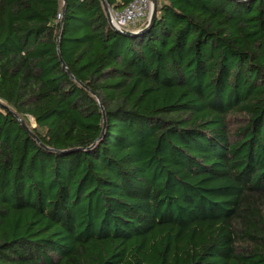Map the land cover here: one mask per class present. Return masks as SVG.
I'll return each mask as SVG.
<instances>
[{
  "label": "trees",
  "instance_id": "obj_1",
  "mask_svg": "<svg viewBox=\"0 0 264 264\" xmlns=\"http://www.w3.org/2000/svg\"><path fill=\"white\" fill-rule=\"evenodd\" d=\"M63 7L0 0V264H264V0Z\"/></svg>",
  "mask_w": 264,
  "mask_h": 264
},
{
  "label": "built area",
  "instance_id": "obj_2",
  "mask_svg": "<svg viewBox=\"0 0 264 264\" xmlns=\"http://www.w3.org/2000/svg\"><path fill=\"white\" fill-rule=\"evenodd\" d=\"M153 7L152 0H133L122 10H112V23L125 29H134L149 19Z\"/></svg>",
  "mask_w": 264,
  "mask_h": 264
},
{
  "label": "water",
  "instance_id": "obj_3",
  "mask_svg": "<svg viewBox=\"0 0 264 264\" xmlns=\"http://www.w3.org/2000/svg\"><path fill=\"white\" fill-rule=\"evenodd\" d=\"M64 1V7H63V12L65 11V6H66V2L67 0H63ZM153 2V7H152V11H151V14H150V17H149V21L147 23V25H145L144 27L142 28H138V29H125V28H119L117 26H115L113 23H112V14H111V8L109 7L108 3L106 0H102V3L104 5V8H105V11H106V14H107V17H108V20H109V23L111 24V26L119 33H122V34H125V35H129V36H135V35H138V34H141L145 31H147L151 26L152 24L154 23L155 21V18H156V12H157V0H152ZM59 43V41H58ZM62 59V57H61ZM63 60V59H62ZM63 66L64 68L67 70L68 73H71L70 69L67 67L66 63L63 61ZM98 97V100L100 102V105L101 107L103 108V104H102V101L100 99L99 96ZM15 115L17 116V114L15 113ZM21 123L27 128V130L30 132V134L35 138L37 139L38 142H40V140L36 137V135L27 127V125L25 124V121L24 119L22 118H19ZM41 143V142H40Z\"/></svg>",
  "mask_w": 264,
  "mask_h": 264
},
{
  "label": "rangeland",
  "instance_id": "obj_4",
  "mask_svg": "<svg viewBox=\"0 0 264 264\" xmlns=\"http://www.w3.org/2000/svg\"><path fill=\"white\" fill-rule=\"evenodd\" d=\"M31 120H32V124H34V120L31 118Z\"/></svg>",
  "mask_w": 264,
  "mask_h": 264
}]
</instances>
